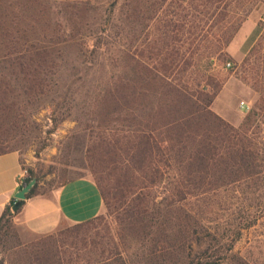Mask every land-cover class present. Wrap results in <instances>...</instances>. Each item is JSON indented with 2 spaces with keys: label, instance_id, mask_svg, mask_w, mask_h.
<instances>
[{
  "label": "trees",
  "instance_id": "16d2710c",
  "mask_svg": "<svg viewBox=\"0 0 264 264\" xmlns=\"http://www.w3.org/2000/svg\"><path fill=\"white\" fill-rule=\"evenodd\" d=\"M144 2L141 13L147 12L150 19L156 15L160 18L158 26L147 33L146 46L139 51L146 58L135 59L132 54L130 59L139 65L134 67L135 76L126 84L107 89L101 102L100 112L108 114L110 121L119 120L121 127L109 125L92 134L93 144L87 149L105 212L22 246L17 264H128V254L136 246L142 248L146 258L165 264L174 254L188 251L189 234H195L197 217L203 210L201 200L218 196L230 186L244 194L264 186V140L256 141L250 135L251 115L236 126L212 108L223 87L214 72V61L232 59L225 49L244 23L248 10L237 13L233 21L226 0H189V7H179L169 0ZM175 11L185 13L176 19L170 16ZM190 15L192 21L188 22ZM196 17L202 29L211 22L210 27L217 30L213 34L216 40L204 45L201 54L193 51L190 43L181 51L180 44L179 35L186 26L192 34ZM261 30L262 25L255 28L247 45ZM105 34L106 30H102L100 36L89 37L88 45L106 48L109 42ZM15 44L4 54L10 66L19 68L14 75H24L26 93L36 97L44 94L41 80L53 68L47 48L23 51L19 42ZM4 94L7 93L0 89V125L8 120L5 110L17 104L4 105ZM5 141L0 133V155L19 150L10 148ZM33 178L37 181L27 197L47 195L39 173L28 168L27 182ZM189 200L194 202L195 216L187 210ZM24 203L22 200L17 204L13 198L3 210L0 246L15 230ZM220 260L216 256L205 264H218Z\"/></svg>",
  "mask_w": 264,
  "mask_h": 264
},
{
  "label": "rangeland",
  "instance_id": "374dc122",
  "mask_svg": "<svg viewBox=\"0 0 264 264\" xmlns=\"http://www.w3.org/2000/svg\"><path fill=\"white\" fill-rule=\"evenodd\" d=\"M144 1L0 0V89L7 93L3 95L4 105L17 103L5 110L8 120L0 125V133L10 148L19 149L24 167L39 173L40 184L48 195L72 178H94L87 157L92 134L109 125L121 127L119 120L110 121L108 114L100 112L101 102L107 89L126 84L135 76L134 67L139 65L130 59L132 54L135 59L146 58L139 51L146 46L147 33L158 26L160 18L154 15L150 19L147 12L141 13ZM188 1L169 0L179 7H189ZM226 1L233 21L237 13L245 12L244 8L248 15L225 49L232 59L214 61V72L223 87L212 108L236 126L251 115L250 135L256 141L264 140V0ZM240 5L243 7L239 10ZM177 11L170 16L177 19L185 13ZM190 17L188 22L192 21ZM200 24L196 17L192 34L186 26L179 35L181 51L190 43L191 49L201 54L204 45L216 40V27L211 28L210 22L202 29ZM259 25L261 32L247 45ZM102 30H106L104 37L109 43L106 48L93 49L88 45L89 37L100 36ZM15 42L23 51L47 48L53 68L41 80L44 94L38 97L26 93L24 75H14L19 68L7 62L6 52L14 48ZM228 62L232 66H227ZM199 203L203 210L197 217L195 234H189L188 251L174 254L165 264H205L216 256L221 258L218 264H264V186L249 194L238 193L230 186ZM193 205L189 200L186 207L195 216ZM15 222V230L0 246V264L19 263L22 246L41 236L27 231L18 218ZM70 225L65 223L60 228ZM207 246L211 248L205 252ZM141 249L136 246L130 251L128 264H161L143 256Z\"/></svg>",
  "mask_w": 264,
  "mask_h": 264
},
{
  "label": "crops",
  "instance_id": "0c3cea01",
  "mask_svg": "<svg viewBox=\"0 0 264 264\" xmlns=\"http://www.w3.org/2000/svg\"><path fill=\"white\" fill-rule=\"evenodd\" d=\"M18 150L0 155V216L20 189L19 175L23 171ZM105 212L101 190L92 176L70 179L51 194L36 195L25 200L17 218L27 231L48 234L63 224H74Z\"/></svg>",
  "mask_w": 264,
  "mask_h": 264
},
{
  "label": "water",
  "instance_id": "95a60500",
  "mask_svg": "<svg viewBox=\"0 0 264 264\" xmlns=\"http://www.w3.org/2000/svg\"><path fill=\"white\" fill-rule=\"evenodd\" d=\"M37 179L33 178L31 181H29L26 185L20 187L19 190L14 194V198L17 200V204H19L22 200H26L27 194L30 192L32 187L35 185Z\"/></svg>",
  "mask_w": 264,
  "mask_h": 264
},
{
  "label": "built area",
  "instance_id": "2783aa9c",
  "mask_svg": "<svg viewBox=\"0 0 264 264\" xmlns=\"http://www.w3.org/2000/svg\"><path fill=\"white\" fill-rule=\"evenodd\" d=\"M227 66H232V62H228L227 63ZM241 106H245L244 103L241 104ZM248 106H246L247 108ZM28 182H27V169H23V171L21 172V174L19 175V184L20 186H24L26 185Z\"/></svg>",
  "mask_w": 264,
  "mask_h": 264
}]
</instances>
